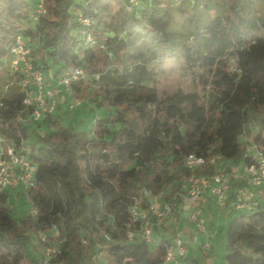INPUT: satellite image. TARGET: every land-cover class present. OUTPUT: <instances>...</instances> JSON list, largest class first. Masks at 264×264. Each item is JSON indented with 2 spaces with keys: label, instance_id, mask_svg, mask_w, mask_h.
<instances>
[{
  "label": "trees",
  "instance_id": "16d2710c",
  "mask_svg": "<svg viewBox=\"0 0 264 264\" xmlns=\"http://www.w3.org/2000/svg\"><path fill=\"white\" fill-rule=\"evenodd\" d=\"M42 2L32 22L37 0H0V132L28 138L22 77L11 67L18 34L36 66L83 69L71 96L115 114L89 131L41 119L50 130L28 144L36 186L23 191L36 214L14 216L0 191V264H42L33 241L53 225L65 238L58 263L161 264L172 235L159 225L155 245L128 236L140 227L130 208L161 191L176 206L191 153L206 160L198 174L249 163L241 136L264 153V0H138L132 10L128 0ZM79 14L92 19L93 46L79 36ZM225 251V264H264V195L227 221Z\"/></svg>",
  "mask_w": 264,
  "mask_h": 264
},
{
  "label": "built area",
  "instance_id": "2783aa9c",
  "mask_svg": "<svg viewBox=\"0 0 264 264\" xmlns=\"http://www.w3.org/2000/svg\"><path fill=\"white\" fill-rule=\"evenodd\" d=\"M137 5L138 0H128L127 10H132ZM45 12L46 9L42 0H37L31 13L32 22L38 21ZM77 21L80 25L79 36L81 40L89 46L95 45L96 40L91 31L92 19L79 14ZM11 54V67L13 71L19 72L22 77L23 105L28 116L33 119H42L45 116L54 115L58 106L57 96L61 89L71 94V83L86 76L81 68L65 70L56 75L52 68L43 69L36 66L27 38L21 34L15 37ZM72 99L69 104L70 109L81 104L80 99L74 97ZM251 147L254 149V153L249 163L220 165L213 172L200 174L196 173V170L205 165V158L193 153L187 156V165L193 173L182 186L184 195L188 199V211L185 217L195 231L203 235L200 248L205 253L211 250L206 219L203 214L205 194L210 195L214 202L222 207L229 200L230 179L236 176L246 187H255L257 197L254 198L253 190H248L247 194L253 197L251 201L243 202L240 198L230 199L229 205L233 209L250 211L258 205L261 195H264V153L252 144ZM28 151V147L23 141L15 143L0 132V191L18 187L25 191L36 186L35 164L29 159ZM238 171L239 173H237ZM144 193L149 195L147 191ZM163 195V191L150 195L145 208H141L137 204L130 208L132 221L138 220L140 227L138 233L129 230L128 236L138 234L142 240L148 243L154 245L157 243L153 238V229L155 226L161 225L173 212V205L175 207V202L164 199ZM30 213L36 214V209L31 207ZM64 239L56 225L51 226L48 236L45 233L37 235V240L42 244L40 250L42 264H61L54 259L59 254V247ZM85 241V238H81V242L84 243ZM186 244L187 242L177 235L173 244L166 248L161 264H187L183 260L186 255ZM99 260L102 261L101 254H99Z\"/></svg>",
  "mask_w": 264,
  "mask_h": 264
},
{
  "label": "rangeland",
  "instance_id": "374dc122",
  "mask_svg": "<svg viewBox=\"0 0 264 264\" xmlns=\"http://www.w3.org/2000/svg\"><path fill=\"white\" fill-rule=\"evenodd\" d=\"M58 100V106L55 109L54 115H52L54 118L59 119V121L65 125H72L77 130H85L89 131L93 121H97L99 118L103 117L104 115L107 116L108 114L114 115L115 110L112 108L106 109V108H99L92 105L89 99L84 98L81 100L80 105H75L73 108H69V104L72 102V96L69 92L65 91L64 89H61L60 93L57 96ZM24 119V118H23ZM25 124L28 126V138L25 142L26 146L28 147L31 142L38 140L39 137L43 136L48 130H50V126L43 123L41 119H33L28 118L26 119ZM241 139L245 140V146H244V153H250L254 149L251 147L250 141L246 140L243 136L240 137ZM29 150V147H28ZM248 190H255V187L248 186L243 189V191L247 192ZM6 196H7V203L9 204L11 213L14 216L21 217V215L24 212H27L30 210L31 205L26 199V196L23 194V190L21 188H7L6 189ZM231 185L229 189V198L233 199L237 198L235 195H232ZM244 200H246L248 197H243ZM246 198V199H245ZM250 199V198H249ZM228 204V201L225 202V204L220 207L216 204V210H219L221 212V209L225 207ZM242 210L239 211H233L232 214L228 219L222 218L221 222V229L216 232V234L212 238L213 243V255L209 254V258L200 254L198 255L197 262L198 264H225L223 260V255L225 254V225L227 221L232 218L233 216L242 213ZM203 214L205 216V219L208 218V216L203 211ZM174 217L172 213L169 215ZM176 219H179L178 216H176ZM207 224V231L209 228V231H213L214 227L210 221V219L206 220ZM165 230L167 231L168 235H172L171 243L174 242L175 237V222L173 219H169L168 217L165 220ZM193 230V229H192ZM193 232L197 233L195 229ZM198 234V233H197ZM34 244L39 245V251L41 250L42 244H39L40 242L38 240L33 241ZM202 251V250H201ZM205 253V252H204ZM207 253V252H206Z\"/></svg>",
  "mask_w": 264,
  "mask_h": 264
},
{
  "label": "crops",
  "instance_id": "0c3cea01",
  "mask_svg": "<svg viewBox=\"0 0 264 264\" xmlns=\"http://www.w3.org/2000/svg\"><path fill=\"white\" fill-rule=\"evenodd\" d=\"M254 153V150L251 151L250 154L252 155ZM246 154V153H245ZM242 158H237L236 160H224V161H219L218 166L223 165V166H229L233 164L241 165L242 163ZM239 173V171L237 172ZM230 184H231V196L235 195L237 198H240L243 202H249L251 201V198L247 193L248 191L244 192L243 189H245V184L240 181L236 176L230 179ZM253 193H255L254 198L256 196L257 190H253ZM230 196V195H229ZM248 197L246 200H244L243 197ZM257 197V196H256ZM234 198V196L232 197ZM250 198V199H249ZM230 198L228 200V204L221 209V212L219 210H216V203L214 200L210 197V195L205 194L204 195V212L208 216L206 220L210 219L214 229L213 231H209L208 228V237L211 242V250L207 253H204L201 251L200 248V242L203 240V235L197 234L193 232L194 228L190 222L186 219V213L188 211V199L186 198L185 195H182L180 197L179 202L176 204L172 214L175 215L174 217L171 218V216H168L169 219H173L175 222V237L176 235H179L182 237L186 242V259L187 261L193 260L198 257L199 253L208 257L209 254L213 255V243H212V238L216 234L217 231L221 229V222L223 221L222 218L228 219L230 215L232 214L235 209H233L230 205ZM248 210H245L243 212H247ZM178 216L179 219H176ZM166 220V219H165ZM165 220L159 227L160 232L163 235L168 236L167 231L165 230ZM222 220V221H220ZM207 222V221H206ZM208 223H206L207 226ZM193 229V230H192ZM174 237V238H175ZM209 258V257H208Z\"/></svg>",
  "mask_w": 264,
  "mask_h": 264
}]
</instances>
